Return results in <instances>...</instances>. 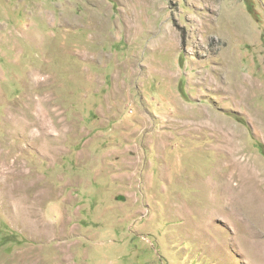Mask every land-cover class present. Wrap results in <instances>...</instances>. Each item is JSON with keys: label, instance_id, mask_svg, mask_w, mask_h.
<instances>
[{"label": "rangeland", "instance_id": "rangeland-1", "mask_svg": "<svg viewBox=\"0 0 264 264\" xmlns=\"http://www.w3.org/2000/svg\"><path fill=\"white\" fill-rule=\"evenodd\" d=\"M259 145L264 0H0V264L258 263Z\"/></svg>", "mask_w": 264, "mask_h": 264}, {"label": "bare ground", "instance_id": "bare-ground-1", "mask_svg": "<svg viewBox=\"0 0 264 264\" xmlns=\"http://www.w3.org/2000/svg\"><path fill=\"white\" fill-rule=\"evenodd\" d=\"M41 124V123H40ZM30 129V128H29ZM31 130V129H30ZM29 131V130H28ZM48 132V131H47ZM36 133V131H35ZM49 133V132H48ZM39 134V133H38ZM37 135V134H36ZM32 135H30L29 137H31ZM52 148V147H51ZM14 208V207H13ZM231 213V211H230ZM263 239V238H262ZM234 241L237 243V244H240V245H244V246H250L252 249H255V253H256V256H257V261L258 263H254V264H263L261 263L260 261L262 260H259V257H262L264 256V239L261 240V239H254V238H251V239H245V240H240V239H234ZM221 246V245H219Z\"/></svg>", "mask_w": 264, "mask_h": 264}, {"label": "trees", "instance_id": "trees-1", "mask_svg": "<svg viewBox=\"0 0 264 264\" xmlns=\"http://www.w3.org/2000/svg\"><path fill=\"white\" fill-rule=\"evenodd\" d=\"M180 93L184 98H186V95L183 91V85L180 86ZM258 148H259L260 153L264 156V147L262 145H259Z\"/></svg>", "mask_w": 264, "mask_h": 264}]
</instances>
